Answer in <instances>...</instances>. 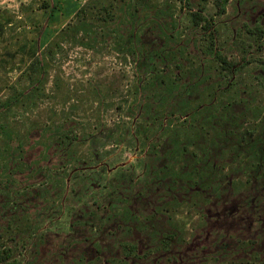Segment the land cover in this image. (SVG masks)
I'll use <instances>...</instances> for the list:
<instances>
[{"label": "rangeland", "instance_id": "obj_1", "mask_svg": "<svg viewBox=\"0 0 264 264\" xmlns=\"http://www.w3.org/2000/svg\"><path fill=\"white\" fill-rule=\"evenodd\" d=\"M213 1L0 0V101L29 91L34 53L44 68L37 92L0 113L12 131L0 137V162L19 141L33 168L18 166L17 182L68 158L50 212L36 199L4 207L21 201L31 227L0 264H264V0H225L221 13ZM194 10L208 29L192 24ZM255 27L258 39L246 30ZM209 35L232 63L225 73L204 50ZM47 127L76 140L56 151ZM159 128L162 144L150 149ZM77 164L88 173L75 182ZM98 175L101 191L73 198ZM89 210L98 230L86 229Z\"/></svg>", "mask_w": 264, "mask_h": 264}, {"label": "trees", "instance_id": "obj_2", "mask_svg": "<svg viewBox=\"0 0 264 264\" xmlns=\"http://www.w3.org/2000/svg\"><path fill=\"white\" fill-rule=\"evenodd\" d=\"M143 1V0H140ZM225 2V0H214L213 4L215 6V12L216 13H221L223 11V3ZM103 13L101 18L102 19H107L108 17H110V12L108 8L103 7ZM198 10H194L190 12V20L192 22L193 25H199V27H201L202 29H208L209 27V22L207 20H202L201 16L199 15V13L197 12ZM200 21H203L202 23H200ZM246 30L249 33H253L255 36V39H258V37L261 34V30L258 27L255 28H246ZM204 50L205 52H209L212 54V56L216 57V60L218 61L217 65V69L219 70L220 73H225V71H229L231 69L232 63L228 60H226L220 53H218L216 51V48L213 47V43L211 42L210 39V35H209V39L207 41V43L204 44ZM135 52V51H134ZM260 63L262 64V66L264 67V56L259 60ZM177 67L179 65H176ZM28 73H27V78H28V83H29V91H25V90H20V91H12L9 95V97L7 99H3L0 101V113H2L5 110L9 109V106L12 105L13 103H15L16 101L20 100L22 98V96L26 95V94H30L31 91L37 92L38 89V85L41 79V74L43 73V61L42 58L38 56L37 53H34L30 59L28 60V63L25 65ZM264 69V68H263ZM153 76V75H151ZM160 77V76H159ZM161 82H164L163 79L159 78ZM152 81V80H151ZM156 83V81H155ZM152 86L154 87L153 83ZM150 95L154 96V93L156 91V86L154 88H151ZM169 110L168 114L172 115V109L170 107H168ZM158 112L155 114V116L152 117L151 122L154 121H158L161 122V119L164 118L163 114H166L165 111L166 110H157ZM1 116V115H0ZM143 116V112L141 114H139V117L142 121H144ZM7 127H9L8 124H6L5 122H3L2 120H0V137L4 136L6 138L7 141H10V137H8V134L11 133ZM47 130H51L49 134L51 138V141L53 143V145L55 146V150L59 151V147L63 149V144H65L67 146V143H69V141H73L76 140V136L74 134H71L70 131H67L65 133L63 132H58L55 133V131H53V128L51 127H47ZM253 127H250V129H248V131L244 133L247 136L251 135V131H252ZM164 130L163 128H159V129H155L153 131H150L151 133H154V144H151V148L150 149H155L158 148L159 146H161V140H163V137L158 136L160 133H162ZM49 137V138H50ZM49 141V139H48ZM48 143V142H47ZM7 146H5L1 151H2V160L0 162V165H4L6 164V171L4 172L5 175L0 176V201H2L3 203H1V208L3 209V212L0 213V261H5L8 257H11V253L13 252V247L12 244L16 243L17 241H19L20 245H24L25 241H24V237L28 234L25 235V233H27L30 230L31 224L30 222H27L25 220H23L22 218L24 217L25 214H23V212H21L20 208L22 205L18 204L21 201H17L16 203V210H14L13 207L4 209V207L7 206L8 203L11 204H15V200L16 199H20L23 200L24 202H26L27 204L29 203H35V199L38 202L37 206L41 208L42 212L41 214H45L46 212H50V210H47V207H52L51 202H50V198L51 195L56 194L59 190H60V185H53L51 184L53 182L54 178H60V171L58 167H62L64 165V163L67 161V157L65 156H57L59 157V159L56 160V163H50L49 165H47L46 163H40L36 166H40V169H35L34 173H31L29 178L27 180H19L17 182H13L11 180V176L15 173L18 174L20 173L19 167L18 166H22L23 167H28V168H33L32 165L28 162H25L21 155L20 152L21 150V145L20 142L18 141L16 143V145H14L13 147L10 146L9 144H7ZM186 145L182 144L181 145V150L184 152ZM261 147H263L261 149V155L264 156V140L263 143L261 145ZM202 154H200V157L198 158V163L202 164L203 163V156H205V151L202 149ZM182 154V152H180ZM14 155H17V160L15 161L13 159ZM259 155V153H258ZM12 162L13 163V168H11V166H8V164ZM84 163V162H82ZM260 165V164H259ZM51 166V167H50ZM197 167V166H196ZM261 167V166H260ZM197 170V168H195ZM261 169V168H259ZM88 169H85L84 167H80V165H75L73 167H71L70 171L68 172L70 175V179L72 180L74 177H77L76 181H80L79 178L81 177H85L86 174L88 173L87 171ZM104 172V171H101ZM261 173H264V170H261ZM38 174V177H37ZM106 175H103V177H105ZM100 176L98 175L95 179H93L94 177H87L86 178V186L87 188L84 189L83 192H81V190L73 189L74 194L72 195L73 198H79L77 196V191L78 193L81 194L82 193L84 195H89L93 190L94 193L101 191L100 187H104L106 186V183L103 179V183H100ZM48 179L50 180L49 182L44 181V179ZM38 179V180H36ZM46 184L44 187L39 188L37 186V184L43 183ZM114 185L112 184L109 186V189H114ZM40 189H43L44 191H41ZM49 189V190H47ZM52 189H56L53 190L51 193L50 191ZM33 193V194H31ZM50 193V194H49ZM106 193L105 196L111 193H115L114 190H112L111 192H104ZM34 196V197H33ZM46 203H49V205H45ZM95 208H99V204L95 202L94 204ZM11 209V210H10ZM87 220H84V224L87 227V231H91L92 229H96L99 227V223L101 222L102 218L101 216H97L94 218V211L93 210H89L88 216L86 218ZM24 233V234H23ZM130 248V247H128ZM133 246H131L130 250H132ZM95 251L100 252L99 248H94Z\"/></svg>", "mask_w": 264, "mask_h": 264}]
</instances>
